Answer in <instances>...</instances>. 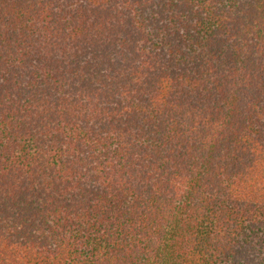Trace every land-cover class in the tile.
<instances>
[{"label": "trees", "instance_id": "trees-1", "mask_svg": "<svg viewBox=\"0 0 264 264\" xmlns=\"http://www.w3.org/2000/svg\"><path fill=\"white\" fill-rule=\"evenodd\" d=\"M0 264H264V0H0Z\"/></svg>", "mask_w": 264, "mask_h": 264}]
</instances>
